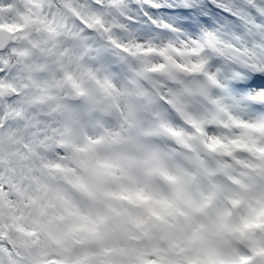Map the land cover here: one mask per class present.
<instances>
[{"label": "snow or ice", "instance_id": "6c2138e0", "mask_svg": "<svg viewBox=\"0 0 264 264\" xmlns=\"http://www.w3.org/2000/svg\"><path fill=\"white\" fill-rule=\"evenodd\" d=\"M193 132L253 153L232 158L264 183V0H0V264H85L47 212L59 199L86 228L79 153ZM228 264H264V245Z\"/></svg>", "mask_w": 264, "mask_h": 264}, {"label": "clouds", "instance_id": "9594fccd", "mask_svg": "<svg viewBox=\"0 0 264 264\" xmlns=\"http://www.w3.org/2000/svg\"><path fill=\"white\" fill-rule=\"evenodd\" d=\"M234 131L215 127L203 135L227 137ZM188 139L192 147L164 134L79 153L87 160L88 167L79 170L93 195L73 197L89 217L87 226L69 233L81 218L54 199L47 209L52 231L78 236L73 249L85 264H228L250 246L264 245V183L244 187L243 173L252 170L232 158L257 157L208 150L200 133ZM217 161L227 166L221 169Z\"/></svg>", "mask_w": 264, "mask_h": 264}]
</instances>
